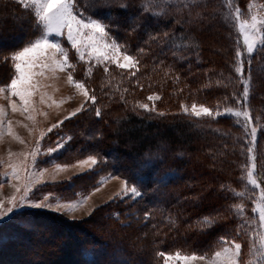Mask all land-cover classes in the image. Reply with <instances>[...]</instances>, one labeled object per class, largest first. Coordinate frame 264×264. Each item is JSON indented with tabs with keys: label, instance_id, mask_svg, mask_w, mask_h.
Instances as JSON below:
<instances>
[{
	"label": "trees",
	"instance_id": "1",
	"mask_svg": "<svg viewBox=\"0 0 264 264\" xmlns=\"http://www.w3.org/2000/svg\"><path fill=\"white\" fill-rule=\"evenodd\" d=\"M219 2L73 0L76 11L103 22L138 55L137 80L148 76L164 97L168 91L170 103L155 111L131 103L127 74L96 70L95 103L54 136L69 139L65 163L96 156L99 170L126 180L141 199L111 203L81 222L41 212L14 217L0 229L11 243L0 245V264H164L166 254L209 256L235 235L251 236L255 191L246 172L258 155L249 135L232 118L196 119L178 109L192 102L228 110L244 97L234 72L240 37ZM40 34L29 12L0 3V66ZM259 55L249 68L253 120H264V46ZM142 85L134 89L140 99L147 91ZM262 171L256 175L264 192Z\"/></svg>",
	"mask_w": 264,
	"mask_h": 264
},
{
	"label": "rangeland",
	"instance_id": "2",
	"mask_svg": "<svg viewBox=\"0 0 264 264\" xmlns=\"http://www.w3.org/2000/svg\"><path fill=\"white\" fill-rule=\"evenodd\" d=\"M3 2L29 12L41 34L10 53L7 64L0 66V229L25 212L81 222L111 203L139 202L140 191L108 168L99 170L103 164L98 157L65 163L69 139L54 133L95 103L90 82L96 70L127 74L132 87L125 91L129 101L140 102L147 110L169 104L168 91L164 97L145 74L137 80L138 55L120 44L103 22L76 11L73 0H0ZM218 2L227 6L226 20L229 23L231 18L240 37L234 72L245 85L244 97L228 110L192 102L178 105V109L196 119L232 118L234 126L249 135L258 155V163L250 160L246 172L255 191L252 211L256 223L247 231L250 237L235 235L224 245H215L209 256L173 252L163 256L164 264H264V192L256 175L258 169L264 172V120H253L251 114L249 70L264 46V0ZM139 82L147 87L143 99L134 91ZM161 110H167L166 106ZM75 178H79L77 183L71 185ZM244 211L238 214L244 217ZM243 237L247 245H243ZM9 239L0 233V245H11Z\"/></svg>",
	"mask_w": 264,
	"mask_h": 264
}]
</instances>
